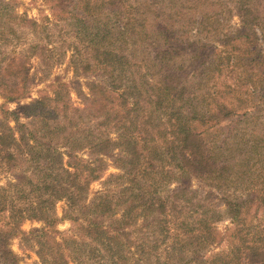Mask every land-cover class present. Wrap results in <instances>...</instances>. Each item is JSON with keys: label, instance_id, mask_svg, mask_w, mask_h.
Here are the masks:
<instances>
[{"label": "rangeland", "instance_id": "obj_1", "mask_svg": "<svg viewBox=\"0 0 264 264\" xmlns=\"http://www.w3.org/2000/svg\"><path fill=\"white\" fill-rule=\"evenodd\" d=\"M65 1L0 0L1 19L26 14L29 19L46 20L48 27V34L44 32L40 36L29 30L28 24L14 19L15 31L0 40V73L6 75L8 72L1 67L19 58L26 60L27 68L25 96L7 103V107L16 110L42 95H53L55 89L61 91V104L63 90L69 92L64 101L69 99L71 110H86L94 105L90 102L95 97L101 105L115 99L110 105H115L117 118L115 114L108 117L109 136L117 141L124 129L128 131L130 127L141 141L143 129L160 126L148 136V146L156 143L151 137H157V144L162 143L158 138L160 130L162 135L169 131L168 138L172 139L168 117L149 104L150 95L155 96L152 88L159 86L168 72L176 75L174 80H169L170 84L177 81L184 86L186 94L194 92L198 109L209 112L215 99L235 109L223 116L220 125L225 130L220 128L217 136L219 145L227 141L228 148L222 158L225 161L218 162V166L226 167L222 178L215 173L207 174L205 169L190 170L183 175L171 154L164 160L157 156L156 161L152 160L155 170H148V158L133 156V161L128 162L130 157L119 148L107 156L89 148L80 150L78 158L98 163L95 159L99 157L102 169L86 191L85 204L91 206L99 194L114 200L112 207L117 208V214L113 218L100 219L107 225L115 219L120 220L116 225L118 231L110 233L113 238L117 237L119 244L114 246L113 252L96 243L83 244L73 253V258H68L69 264H222L232 259L236 247L242 245L241 251H244L247 245L254 243L253 237H264V231L260 236L255 234L260 228L264 229V206L258 210L256 204L262 199L250 202L251 208L244 207L240 219L232 217L235 210L232 211L228 204L249 199L255 191L260 196L264 192V171L254 166L258 162V167H263V161L247 143L249 136L242 133V139L236 138L232 130L237 126L245 129V124L240 122L247 112V96L240 76L241 72H246L244 50L249 47L247 41L255 35L259 44L262 43L264 0H243L242 4L239 3L242 0H123L130 11L122 23H117L118 18L109 6L97 7L101 0H90V9L84 7L88 0ZM64 7L69 9L71 18H64ZM90 17L110 22L117 31L125 26L129 28L128 42L118 43L115 49L113 60L118 66L113 72L107 61L95 56L86 32L77 25L76 19L85 21ZM131 17L134 20L125 25ZM143 17H148L149 23L141 28L135 22ZM162 32L170 40L163 48L150 46L145 40L149 35L155 37ZM43 45L47 53L40 49ZM158 49L170 50L173 56L162 60L154 55ZM92 90L99 91V95L93 96ZM103 90L105 94H101ZM125 98L128 101L120 105ZM183 102L179 100L178 105ZM3 104L5 99L0 94V106ZM70 115L81 128L91 127L89 119L78 117V112ZM22 120L27 121L25 117ZM116 122L118 125L113 126ZM198 126L201 129L205 124ZM215 152L219 150L216 148ZM68 161L70 157L65 155L64 162ZM72 162L82 169L79 161ZM10 179V175H1L0 187ZM136 194L141 198L135 199ZM163 200L166 204L155 211L154 203ZM144 203L152 204V210L146 209ZM68 206V201L63 199L54 207L57 219L54 229L60 231L57 240L60 236L73 235L76 224L70 217L85 222L84 219L95 216L93 211L81 214ZM44 226L43 221L26 220L22 229L29 232ZM208 227H211L210 233ZM194 228L195 231H188ZM10 248L19 258L17 264H44L37 253L38 246L24 242L21 236L10 241Z\"/></svg>", "mask_w": 264, "mask_h": 264}, {"label": "trees", "instance_id": "obj_2", "mask_svg": "<svg viewBox=\"0 0 264 264\" xmlns=\"http://www.w3.org/2000/svg\"><path fill=\"white\" fill-rule=\"evenodd\" d=\"M239 3L242 4L243 0ZM74 4L77 5V2ZM102 5L111 8V13L118 18L117 23H122L123 18L130 11L123 5V0H101L97 7ZM84 7L85 9L92 7L90 0ZM64 10L62 11L64 18H71L67 11L69 9L64 7ZM1 15L0 40L15 31L12 25L14 19L28 24V29L34 31L36 35L41 36L44 32L48 34L46 20L40 22L29 19L26 14L21 16L14 14V17L10 15L7 19H1ZM127 20L128 23L125 25H129L134 17ZM76 21L77 25L81 26L80 29L86 32V38L92 44L95 56L107 61L109 67H112L111 72L116 70L118 64L113 60L116 56L115 49L118 43L128 42L126 36L129 28L125 26L117 31L111 27L110 22L99 21L97 17H90L85 21L76 19ZM148 23V17L136 19L135 22L141 28L146 27ZM164 32L167 33L165 29ZM164 32L155 37L149 35L145 40L150 46L163 48L170 43ZM247 42L249 47L244 50L246 72H241L240 76V80L244 81L242 86L247 96L245 100L247 112L240 122L245 124V129L243 131L237 126L232 130L236 138L242 139V133L245 137L249 136L247 143L256 156L263 161V167H258V162L254 163V166L257 170L264 171V32L261 44L255 35ZM259 46L260 51H258ZM40 49L47 53L46 46H40ZM154 55L162 60L173 56L172 52L166 49H158ZM233 68L232 66L230 70ZM1 69H5L8 73L6 75L0 73V94L5 99V104L0 106V176L10 175L11 179L5 186L0 187V264L18 263L19 258L10 248V241L20 236L24 242L38 246L37 253L44 264H69L68 258H73V253L77 252L83 244L89 245V242L101 245L108 252H113L114 246L117 247L119 241L117 237L110 236V233L118 231L116 225L120 223V220L115 219L107 225L100 219V217L113 218L117 214V208L112 207L114 200L105 199L102 194H99L95 198L96 202L91 206L85 204V194L90 183L102 172L101 160L98 157L95 159L98 163L84 162L83 159L78 158L80 150L89 148L100 155L107 156L119 148L127 157H130L128 162L133 161L131 158L133 156L148 158V170H155L152 160L156 161L157 156H162L164 160L171 154L183 175L190 170L205 169L207 174L215 173L220 178L224 177L226 167L218 166V162L225 161L222 158L225 156L224 151L228 149L227 141L219 145L217 136L220 134V128L223 129L220 125L224 121L223 116L231 114L235 109L223 106L215 98L214 106L209 112L198 109L193 91L186 94L184 86L177 81L170 84L169 80H174L176 77L173 72L166 73L159 81L160 85L152 88L151 92H154L155 96L150 95L149 103L160 114L168 117L172 128V139L168 138L169 131L162 135L160 130L158 138L162 139V143L157 144V137H151V140L156 143L148 146V136H152L154 130L159 129L160 126L152 125L143 129L140 133L143 134L141 141L138 140L134 129L130 127L128 131L124 129L125 132L119 135L117 141L109 136L108 117L115 114L117 118L115 105H110L115 99L101 105L95 97L90 102L94 104L90 106L93 108L88 107L86 110L72 108L71 110L69 99L64 101L69 92L63 90L64 97L61 104V91L55 89L53 95H42L31 103L20 105L16 110H12L6 104L22 99L28 88L26 60L14 59ZM113 78L115 79V75ZM101 88L106 90V87L100 86ZM91 94L97 96L99 91L92 90ZM101 94H105L104 90ZM125 100L128 101L125 98L120 105H125ZM179 100L184 102L178 105ZM77 112L78 117L89 119L88 122L92 123L91 127L81 128L74 122L70 114H77ZM22 117H25L27 121H23ZM200 124L205 126L200 129L198 126ZM117 125L116 122L113 126ZM121 126L124 127L119 125ZM211 135L215 137L207 141L206 138ZM216 148L219 153L215 152ZM148 154L152 156L149 157ZM65 155L70 157L67 163L64 162ZM75 159L80 162L82 169L72 162ZM225 179L228 181V177ZM256 193L258 191L251 194L249 199L237 200V203L228 202L230 209L235 210L232 216L234 219H240L243 208L246 206L251 208L253 204H248L254 199H262L260 203L259 201L256 203L258 210L264 206V192L261 196ZM138 198L141 197L136 194L135 199ZM63 199L68 201L70 210H78L81 214L90 210L95 216L84 219L85 222L79 221L76 217H70L76 224L73 235L60 236V240H57L56 235L60 231L54 229L57 222L54 207L57 201ZM129 199L130 196L127 200ZM146 204L144 203V207L152 210L150 207L152 204L148 206ZM154 204L157 211L166 204V201ZM127 212L130 215L129 209ZM26 220L43 221L45 226L39 230L26 232L22 229V224ZM118 227L120 229V226ZM195 230V228L188 229L189 232ZM263 231L264 229L260 228V231H256L255 234L260 236ZM210 232L211 227H208V233ZM118 234L120 235V232ZM76 237L81 240H77ZM194 237L198 238L197 235ZM253 239L254 243L247 245L244 251H241L242 245L236 247L232 253V259L222 264H264V237L261 235ZM111 257L114 258L113 255ZM170 257L171 255L169 259Z\"/></svg>", "mask_w": 264, "mask_h": 264}]
</instances>
